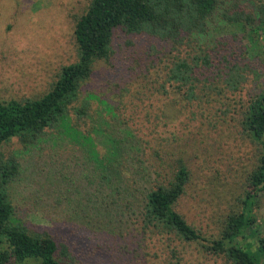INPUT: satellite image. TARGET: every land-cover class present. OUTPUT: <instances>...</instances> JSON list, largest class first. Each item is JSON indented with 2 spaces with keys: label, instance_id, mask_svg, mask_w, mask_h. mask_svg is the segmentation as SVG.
<instances>
[{
  "label": "trees",
  "instance_id": "16d2710c",
  "mask_svg": "<svg viewBox=\"0 0 264 264\" xmlns=\"http://www.w3.org/2000/svg\"><path fill=\"white\" fill-rule=\"evenodd\" d=\"M225 26L243 34L224 36L227 42L220 38L210 48L200 46L202 36ZM122 36L168 42L175 51L199 44L201 50L193 57L178 55L167 75L191 102L200 98L199 92L237 94L250 77L264 79V45L258 44L264 42V0H90L74 27L77 61L64 66L42 96L0 98V147L14 139L26 149L40 144L41 149L44 142L69 144L70 150L74 145L78 150L66 165L59 163L57 180L50 184L61 187L69 180L74 182L69 185H85L86 196L78 193L62 204L64 214L86 230L108 231L128 207L145 232L183 242L207 241L177 210L192 182L186 158L173 150L167 157L155 150L147 155L136 132L108 99L96 94L82 97L96 63L110 62ZM245 40L253 44L252 50ZM92 100L99 102L95 111ZM237 111L238 132L255 149L245 170L243 208L232 211L213 245L230 264H264V231L254 213L264 195V89L239 104ZM172 157L176 158L169 164L172 170L166 171L162 165ZM21 174L15 154H0V264H66L62 258L68 255L66 247L62 254L55 237L33 232L18 218L10 184Z\"/></svg>",
  "mask_w": 264,
  "mask_h": 264
},
{
  "label": "rangeland",
  "instance_id": "374dc122",
  "mask_svg": "<svg viewBox=\"0 0 264 264\" xmlns=\"http://www.w3.org/2000/svg\"><path fill=\"white\" fill-rule=\"evenodd\" d=\"M89 2L0 0V98L42 96L61 69L77 61L74 27ZM234 34L243 33L232 26L215 29L200 38V46L213 47L216 40L221 38L224 43V36ZM124 37L118 39L117 45L122 44L110 62L96 63L82 97L96 94L108 99L114 112L136 132L147 155L155 150L167 157L173 150L186 158L192 182L177 210L207 241L183 242L166 234L145 232L138 215L128 207L106 232L86 230L74 218H68L62 203L86 196L85 185L83 192L79 185H69L74 183L69 180L61 187L50 183L57 180L54 177L59 175V163L66 165L78 150L74 145L70 150L69 144L51 146L44 142L41 149V144L26 149L14 139L0 147V154H15L22 165L20 179L10 184L18 218L33 232L55 237L62 254L66 247L68 255L62 256L66 264H230L213 241L221 238L232 211L243 208L245 170L255 149L238 132L237 110L239 104L245 105L264 89V79L257 82L256 77H250L248 85L237 94L199 92L200 98L191 102L168 81L167 75L178 55L193 57L201 50L199 44L175 51L168 42ZM244 43L253 49L250 40ZM223 53L220 48L219 54ZM98 103L92 100V110L99 107ZM167 159L170 161L162 167L171 171L169 164L176 158ZM254 213L264 231V195Z\"/></svg>",
  "mask_w": 264,
  "mask_h": 264
}]
</instances>
